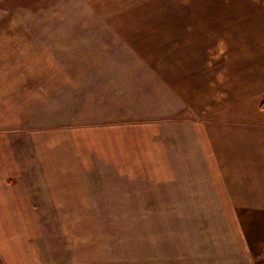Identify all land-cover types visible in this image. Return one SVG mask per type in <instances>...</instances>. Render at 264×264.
I'll return each mask as SVG.
<instances>
[{
	"label": "rangeland",
	"instance_id": "1",
	"mask_svg": "<svg viewBox=\"0 0 264 264\" xmlns=\"http://www.w3.org/2000/svg\"><path fill=\"white\" fill-rule=\"evenodd\" d=\"M193 1L203 20L192 10L179 28L168 18L156 28L144 17L134 29L168 32L113 35L92 25L85 0H0V264H260L255 217L158 208L174 204L156 202L153 180L121 176L135 173L122 160L134 148L105 144L97 104L85 105V68L108 45L148 56L155 45H264V0ZM196 22L202 34H189Z\"/></svg>",
	"mask_w": 264,
	"mask_h": 264
},
{
	"label": "crops",
	"instance_id": "2",
	"mask_svg": "<svg viewBox=\"0 0 264 264\" xmlns=\"http://www.w3.org/2000/svg\"><path fill=\"white\" fill-rule=\"evenodd\" d=\"M85 1L98 13L92 25L113 35L164 33L156 29L161 18L179 28L192 10L197 19L207 15L193 0ZM141 18L158 24L134 29L144 26ZM196 23L189 34H202L204 24ZM147 54L138 45H108L85 68L94 83L84 86L85 105L97 104L101 115L92 128L108 146L134 148L122 160H131L135 173L121 176L153 180L156 202L174 204L158 208L241 211L244 221L235 225H247L249 212L251 224L264 226V45H155ZM140 162L150 163L143 169ZM146 167L152 173H140ZM243 241L236 239V248L249 252ZM254 255L264 264V251Z\"/></svg>",
	"mask_w": 264,
	"mask_h": 264
}]
</instances>
